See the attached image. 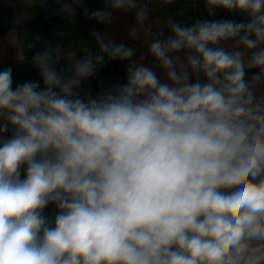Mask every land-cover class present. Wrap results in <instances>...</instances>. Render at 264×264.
I'll return each mask as SVG.
<instances>
[{
	"label": "clouds",
	"instance_id": "clouds-1",
	"mask_svg": "<svg viewBox=\"0 0 264 264\" xmlns=\"http://www.w3.org/2000/svg\"><path fill=\"white\" fill-rule=\"evenodd\" d=\"M53 2L98 24L149 14ZM203 2L241 19L171 22L151 67L93 31L99 51L67 70L32 56L43 86L0 71V264H264V0ZM107 60L126 83L85 91Z\"/></svg>",
	"mask_w": 264,
	"mask_h": 264
},
{
	"label": "crops",
	"instance_id": "crops-1",
	"mask_svg": "<svg viewBox=\"0 0 264 264\" xmlns=\"http://www.w3.org/2000/svg\"><path fill=\"white\" fill-rule=\"evenodd\" d=\"M149 8L148 19L139 22L134 12L113 11L110 24H98L88 17L90 41L84 47L58 54L61 57L57 67L67 70L73 59H80L89 53L99 51L93 37L98 31L117 44L123 43L136 50L133 58L137 62L153 66L154 57L148 54V45L153 34L163 32L171 35L169 24L179 22L191 24L198 18L241 19L222 9L217 10L215 17H208L203 0H144ZM87 8L95 10L105 7V0H88ZM62 14L58 6L49 0L47 8L25 9L21 0H0V71L13 68L14 86L28 80H41L39 70L32 65V56L41 51H51L54 55L55 43L60 37ZM57 56V55H54ZM144 56L143 61L140 58ZM128 61L107 60L97 74L83 85L85 91L93 94L110 85L126 81ZM157 75L161 71L156 69ZM41 86L42 80H41ZM48 211V210H46Z\"/></svg>",
	"mask_w": 264,
	"mask_h": 264
},
{
	"label": "trees",
	"instance_id": "trees-1",
	"mask_svg": "<svg viewBox=\"0 0 264 264\" xmlns=\"http://www.w3.org/2000/svg\"><path fill=\"white\" fill-rule=\"evenodd\" d=\"M88 0H84V6L87 7ZM84 15L83 10H78L77 16L72 19L62 15V25L60 37L55 43L54 55L68 53L73 50L84 47L90 41L88 18ZM251 70L248 74L251 75Z\"/></svg>",
	"mask_w": 264,
	"mask_h": 264
},
{
	"label": "built area",
	"instance_id": "built-area-1",
	"mask_svg": "<svg viewBox=\"0 0 264 264\" xmlns=\"http://www.w3.org/2000/svg\"><path fill=\"white\" fill-rule=\"evenodd\" d=\"M123 83H126V81H123V80H122V82H121L120 84H123Z\"/></svg>",
	"mask_w": 264,
	"mask_h": 264
}]
</instances>
